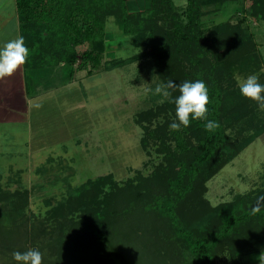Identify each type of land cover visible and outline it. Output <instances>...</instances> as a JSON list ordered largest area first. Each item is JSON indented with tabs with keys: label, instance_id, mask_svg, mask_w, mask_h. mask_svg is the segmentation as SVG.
<instances>
[{
	"label": "trees",
	"instance_id": "obj_1",
	"mask_svg": "<svg viewBox=\"0 0 264 264\" xmlns=\"http://www.w3.org/2000/svg\"><path fill=\"white\" fill-rule=\"evenodd\" d=\"M225 1L186 0L179 11L175 0H151L147 11L134 12L128 0H16L22 36L33 51L26 67L31 59L39 67L64 63L72 79L75 65H99L106 51L107 18L114 16L135 46H148L120 63L147 58L164 83L203 80L208 87L207 119L217 121L218 129L207 132L206 121L191 120L187 128L170 130L175 105L167 100L142 111L136 117L144 130L141 145L154 147L163 162L149 175L139 173L123 183L112 173L88 179L67 202L52 209L53 219L63 218L62 231H77L82 241L100 246L110 260L145 264L141 250L160 256L165 247H173L187 258L186 264H218L225 253L231 264H243L239 257L245 249L264 243V207L256 215L251 212L264 190L214 207L203 196L206 182L238 151L228 132L224 71L257 48L243 26L245 18L205 25L209 7ZM248 1L250 16L264 20V0ZM12 194L24 199L20 192ZM10 198L0 193V203ZM77 211L68 218L67 213Z\"/></svg>",
	"mask_w": 264,
	"mask_h": 264
},
{
	"label": "rangeland",
	"instance_id": "obj_2",
	"mask_svg": "<svg viewBox=\"0 0 264 264\" xmlns=\"http://www.w3.org/2000/svg\"><path fill=\"white\" fill-rule=\"evenodd\" d=\"M150 4L151 0H128L134 12H145ZM249 4L248 0H227L209 7L203 18L207 26L245 18L243 26L257 45L224 71L225 111L231 121L228 132L238 151L206 182L203 196L212 207L264 190V111L241 95L236 80L256 74L264 84V20L250 16L246 11ZM175 5L181 11L186 0H175ZM108 18L106 51L100 64L89 63L81 70L75 65L72 85L42 94L43 102L35 105L28 128L10 124L0 129V193L12 195L0 203L1 264H17L12 253L30 248L43 253V264H120L117 258L110 260L100 246L82 241L77 231H62L63 218L56 221L50 216L53 208L67 202L88 179L112 173L123 183L139 173L149 175L163 162L154 147H142L144 130L136 117L162 104L163 98L147 89L164 82L147 58L120 63L148 46H135L133 36L123 34L116 17L114 24ZM237 111L243 116H236ZM15 192L24 199L19 200V195L12 194ZM73 213L78 211L67 213L68 218ZM261 251L264 243L245 249L239 260L259 264L255 257ZM147 252L140 251L145 264L187 263L173 247H165L160 256ZM231 261L225 253L218 264Z\"/></svg>",
	"mask_w": 264,
	"mask_h": 264
},
{
	"label": "clouds",
	"instance_id": "obj_3",
	"mask_svg": "<svg viewBox=\"0 0 264 264\" xmlns=\"http://www.w3.org/2000/svg\"><path fill=\"white\" fill-rule=\"evenodd\" d=\"M110 21H115V17H109ZM29 56V49L25 45L24 38L17 37L0 45V79L11 77L22 65H24ZM241 95L254 101L259 110L264 111V84L259 82L256 74H250L246 78L236 77ZM153 95L160 96L161 103L167 100L175 105L176 119L169 124L172 131H180L181 128L190 126L191 120L206 121L205 131L214 132L220 127L217 121L208 120L207 105L210 102L209 90L203 80L188 81L185 80L179 84L168 80L166 83L159 84L155 89H147ZM173 92L179 95L173 97ZM264 207V196L257 198L255 206L252 207V215H256ZM13 259L17 264H43V253L39 249H28L25 252L14 251ZM259 264H264V251L255 257Z\"/></svg>",
	"mask_w": 264,
	"mask_h": 264
},
{
	"label": "crops",
	"instance_id": "obj_4",
	"mask_svg": "<svg viewBox=\"0 0 264 264\" xmlns=\"http://www.w3.org/2000/svg\"><path fill=\"white\" fill-rule=\"evenodd\" d=\"M21 36L22 22L16 0H0V45ZM29 63L30 67L24 64L11 77L0 79V129L2 130L10 124L28 128L31 116L35 112V105L42 101V94L49 95L52 89L60 85H72V79L67 77L64 63L61 64V68L57 65L39 67L32 59Z\"/></svg>",
	"mask_w": 264,
	"mask_h": 264
}]
</instances>
